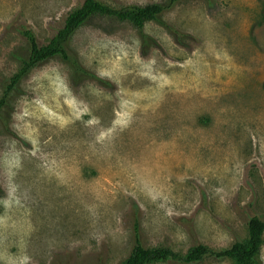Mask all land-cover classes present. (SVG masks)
<instances>
[{
	"label": "rangeland",
	"instance_id": "rangeland-1",
	"mask_svg": "<svg viewBox=\"0 0 264 264\" xmlns=\"http://www.w3.org/2000/svg\"><path fill=\"white\" fill-rule=\"evenodd\" d=\"M83 1L0 0V97L19 28L47 43ZM164 18L184 43L151 21L145 46L108 16L75 32L106 86L74 84L57 57L22 81L0 118V264H119L137 221L146 247L223 249L264 216V0H183Z\"/></svg>",
	"mask_w": 264,
	"mask_h": 264
},
{
	"label": "trees",
	"instance_id": "trees-1",
	"mask_svg": "<svg viewBox=\"0 0 264 264\" xmlns=\"http://www.w3.org/2000/svg\"><path fill=\"white\" fill-rule=\"evenodd\" d=\"M181 1L183 0H163L149 4L131 3L117 7L102 0H84L79 7L66 14L62 25L47 43H41L32 28L22 25L19 31L27 41V52L25 55L20 51L12 53L20 61V65L17 71L3 82V91L0 97V118L5 110L12 111V99L21 92L22 81L35 67L52 58H60L69 66L71 80L74 84H80L86 80H96L105 86L108 84V81L102 79L82 63L78 53L70 45L75 32L93 17L108 16L130 22L139 30L145 46L150 45V36L144 28L151 21L165 27L178 42L184 43L185 36L164 18V14ZM205 1L211 2V0ZM134 236L135 245L132 252L119 264H154L168 260L189 264L199 262L207 256L230 259L236 264H264L262 255L264 216L262 215H254L249 219L245 238L237 239L229 247L223 249H215L198 243L187 253L181 254L164 246L146 247L140 240L138 221L135 222Z\"/></svg>",
	"mask_w": 264,
	"mask_h": 264
}]
</instances>
